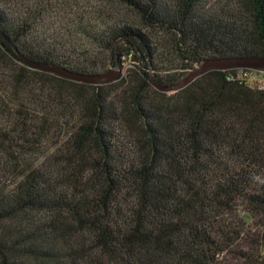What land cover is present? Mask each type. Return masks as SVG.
Listing matches in <instances>:
<instances>
[{
	"label": "trees",
	"instance_id": "trees-1",
	"mask_svg": "<svg viewBox=\"0 0 264 264\" xmlns=\"http://www.w3.org/2000/svg\"><path fill=\"white\" fill-rule=\"evenodd\" d=\"M53 1L0 9V264H264L243 242L247 221H264V93L230 82L231 71L174 93L151 80L172 86L209 58L264 57V0H108L132 20L73 14L52 36ZM159 51L178 72L155 64ZM124 59L134 64L122 86L25 62L102 75ZM36 76L67 90L81 117L45 157L38 142L54 126L22 96Z\"/></svg>",
	"mask_w": 264,
	"mask_h": 264
},
{
	"label": "rangeland",
	"instance_id": "rangeland-1",
	"mask_svg": "<svg viewBox=\"0 0 264 264\" xmlns=\"http://www.w3.org/2000/svg\"><path fill=\"white\" fill-rule=\"evenodd\" d=\"M36 1L37 0H0V9H6L9 13L18 9L29 11V8L34 7L32 3ZM52 5H50L51 9L49 10L52 14L46 19L47 26H45L49 28V31L51 32L50 35L52 36H55V34H66L65 30L71 26L72 21L75 19L73 14H76L79 19L83 18L85 21L87 20L91 22L92 25L101 24L104 21L109 23L122 21L125 23L126 21L132 20L131 14L128 12V10L117 6V4H113L108 0H57L56 3L53 1ZM67 38L69 37H66L65 40ZM87 43L88 42L83 39L77 45L82 46V48L85 49L88 46ZM155 58L157 60L155 61V64L157 66L159 65V67L163 68L164 70L166 69L168 73L178 72L181 66L180 61H178L177 58L171 54L163 53L161 55L159 51ZM4 63L9 62L5 61ZM133 64L134 63L131 61V59H124L120 68H106V71L113 70L120 72L119 78L117 77L118 79L115 80V86L121 85V82L126 81L129 70L132 69ZM1 66L3 67V65ZM197 66L198 65H195L194 67ZM35 79L36 82L29 84L27 88L33 96L28 95L26 92H24L22 96L27 99L30 98V101H28V104L26 105V111L28 113H32L34 110L32 114L38 117L41 122H46L54 126L52 129H50L51 126H48V136H45L41 141L38 142V154L45 157L46 155L49 156L61 151L64 146L66 136L71 134L73 126L81 119V117L79 115L78 108L75 107V102L72 99H69L70 95L67 90L66 92L64 91L61 93L60 90H53L54 86H52L50 83L45 84V87L40 84V80L43 79V77L41 78V76H36ZM48 79L53 81L51 78ZM126 85L127 84H125L123 87H121V85L120 88H124ZM58 87L59 85L57 83L56 88ZM111 92V98L114 99L122 93L121 89L118 91L115 89ZM35 96L37 99H41L42 103H46L47 101V104L50 106L44 107L42 103L41 106L34 104L31 100H33ZM62 102H64V105L61 104ZM113 127L115 128V133L118 134L120 125L118 127V124H114ZM42 161L43 160H39V162ZM247 222L250 228L246 234L247 236L245 237V241H243L247 244L246 247L244 245L246 253L251 255L253 254L255 257L264 256V221H255L254 219H250ZM223 263L248 264V261L237 262L235 260H231L230 258H227V260L225 258Z\"/></svg>",
	"mask_w": 264,
	"mask_h": 264
},
{
	"label": "water",
	"instance_id": "water-1",
	"mask_svg": "<svg viewBox=\"0 0 264 264\" xmlns=\"http://www.w3.org/2000/svg\"><path fill=\"white\" fill-rule=\"evenodd\" d=\"M30 66L59 75L64 78H68L77 82L87 83L95 86L107 85L119 78V71H108L106 74L102 75H81L77 73H72L63 69L36 65L28 60H25ZM253 69V70H264V57L255 58H239V57H227V58H209L204 60L200 65L191 69L188 74L182 78L179 82L172 86H162L159 85L155 78L151 76L153 86L156 90L163 93H174L183 90L198 78L204 76L205 74L212 71H227L231 69ZM118 77V78H117Z\"/></svg>",
	"mask_w": 264,
	"mask_h": 264
},
{
	"label": "built area",
	"instance_id": "built-area-1",
	"mask_svg": "<svg viewBox=\"0 0 264 264\" xmlns=\"http://www.w3.org/2000/svg\"><path fill=\"white\" fill-rule=\"evenodd\" d=\"M227 71H231L230 75H228L230 82L264 93V70L238 68Z\"/></svg>",
	"mask_w": 264,
	"mask_h": 264
}]
</instances>
